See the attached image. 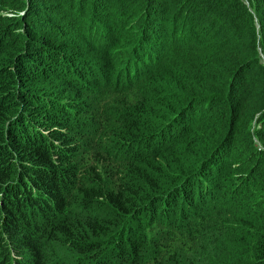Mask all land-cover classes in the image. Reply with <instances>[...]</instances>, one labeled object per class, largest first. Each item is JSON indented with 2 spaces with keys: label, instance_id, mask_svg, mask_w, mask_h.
I'll list each match as a JSON object with an SVG mask.
<instances>
[{
  "label": "trees",
  "instance_id": "trees-1",
  "mask_svg": "<svg viewBox=\"0 0 264 264\" xmlns=\"http://www.w3.org/2000/svg\"><path fill=\"white\" fill-rule=\"evenodd\" d=\"M81 256L264 264V0H0V264Z\"/></svg>",
  "mask_w": 264,
  "mask_h": 264
},
{
  "label": "rangeland",
  "instance_id": "rangeland-1",
  "mask_svg": "<svg viewBox=\"0 0 264 264\" xmlns=\"http://www.w3.org/2000/svg\"><path fill=\"white\" fill-rule=\"evenodd\" d=\"M197 237H199V233L196 234ZM69 255V258H65L63 257L64 260L67 261V259H70V261L72 260H75V258H77V256H71V254H68ZM72 257V258H71ZM78 262L79 264H93V261H91L90 257L89 256H81L78 258Z\"/></svg>",
  "mask_w": 264,
  "mask_h": 264
}]
</instances>
